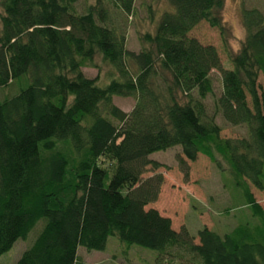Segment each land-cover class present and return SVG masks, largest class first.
I'll list each match as a JSON object with an SVG mask.
<instances>
[{"label":"trees","instance_id":"obj_1","mask_svg":"<svg viewBox=\"0 0 264 264\" xmlns=\"http://www.w3.org/2000/svg\"><path fill=\"white\" fill-rule=\"evenodd\" d=\"M78 1L0 0V88L15 85L0 99V254L42 219L13 264H86L77 246L102 250L109 235L155 250L146 264H264V208L249 188L264 193L262 11L240 6L244 35L230 51L223 0H166L153 29L135 31V51L125 46L135 0H91L81 10ZM200 20L218 29L230 66L187 34ZM212 68L221 90L208 113ZM114 96L132 97L131 108ZM216 113L245 135H220ZM175 145L184 173L199 153L223 171L218 155L251 220L222 233L203 226L193 242L145 208L162 182L158 172L141 177L160 164L150 154Z\"/></svg>","mask_w":264,"mask_h":264},{"label":"rangeland","instance_id":"obj_2","mask_svg":"<svg viewBox=\"0 0 264 264\" xmlns=\"http://www.w3.org/2000/svg\"><path fill=\"white\" fill-rule=\"evenodd\" d=\"M88 2L92 1L80 0L75 3V7L81 10ZM167 6L166 0H135V13L127 17L125 46L137 51L140 44L137 42L135 31L137 29L140 31L152 30L159 12ZM240 6H255L264 14V0H223L221 16L227 26L224 35L230 51H235L238 48L239 41L244 35L240 22ZM187 34L195 37L202 44H212L217 50L222 67L230 66L216 27L200 20ZM98 61L100 63L99 58L95 57V62L98 63ZM82 70L89 76H93L97 72V69L91 66H85ZM107 70L108 66L100 64L98 74L103 82L107 80ZM209 76L213 92L212 95H207L205 104L207 112L214 113L213 99L221 90L220 71L212 68L209 71ZM257 81L260 92L264 93V77L260 72ZM13 93H15L14 84L1 87L0 99ZM112 100L124 111H128L133 104V98L129 96H114ZM215 120L221 127L220 135L222 136L239 137L246 133L243 124H229L218 113L215 114ZM178 154H181L178 145L150 154V157L160 164L156 168L147 165L141 177L158 172L162 175V182L159 185L156 198L147 202L145 208L153 207L160 214L168 216L171 227L175 230L184 226L193 236V242H197V230L203 226L222 233L232 227L236 221L251 218L246 206L240 203L236 208V202L239 200L235 198V194L238 190L234 188L235 184L226 169V163L218 155L217 159L223 171L219 170L208 157L199 153L195 160H185L188 169L187 173H184L179 165ZM249 188L255 200L264 208V193L253 186L249 185ZM226 208L230 209L226 211ZM41 220L37 221L25 238H17L8 250L0 254V264L14 263L21 251L32 242L41 226ZM155 253V250L138 244L127 246L125 242L118 240L114 235L107 237L102 250H86L81 245L77 246V254L86 264H146L151 261V256L153 257Z\"/></svg>","mask_w":264,"mask_h":264}]
</instances>
